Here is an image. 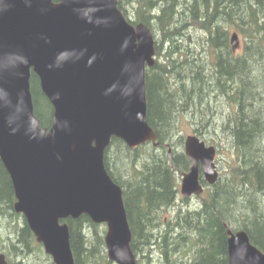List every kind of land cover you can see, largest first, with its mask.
Here are the masks:
<instances>
[{
  "label": "trees",
  "instance_id": "1",
  "mask_svg": "<svg viewBox=\"0 0 264 264\" xmlns=\"http://www.w3.org/2000/svg\"><path fill=\"white\" fill-rule=\"evenodd\" d=\"M118 7L156 38L145 84L157 140L133 148L113 136L105 151L106 168L123 189L138 264H229L228 227L246 230L264 252V0H118ZM233 32L241 50L233 49ZM30 83L35 114L50 127L53 105L34 72ZM185 114L200 117L191 132L207 144L218 146L205 136L213 130L232 147L228 168L194 203L179 202L180 178L191 165ZM15 202L0 158V251L13 264H54ZM61 222L69 225L76 264H116L103 223L87 214Z\"/></svg>",
  "mask_w": 264,
  "mask_h": 264
},
{
  "label": "water",
  "instance_id": "2",
  "mask_svg": "<svg viewBox=\"0 0 264 264\" xmlns=\"http://www.w3.org/2000/svg\"><path fill=\"white\" fill-rule=\"evenodd\" d=\"M231 42L240 46L237 33ZM155 54L151 29L130 23L118 0H0V158L15 210L55 264H76L69 226L60 220L82 214L106 224L111 260L138 264L123 189L104 157L113 136L133 148L157 140L145 84ZM32 72L54 108L50 127L34 111ZM185 152L192 165L181 193L199 196L201 171L210 184L219 177L216 148L189 135ZM228 235L229 264H264L246 230ZM0 264L12 263L0 253Z\"/></svg>",
  "mask_w": 264,
  "mask_h": 264
},
{
  "label": "rangeland",
  "instance_id": "3",
  "mask_svg": "<svg viewBox=\"0 0 264 264\" xmlns=\"http://www.w3.org/2000/svg\"><path fill=\"white\" fill-rule=\"evenodd\" d=\"M157 34H158V36H160L159 32ZM240 50H241V48H240ZM181 124H182V127L184 129V132H186L187 135L193 134V132H191L192 129L196 128V126L199 128L201 126L200 117H198V115H197V117H194V120H193V118L190 114H185V116H182V118H181ZM205 136L208 137V139L214 138L213 141L217 142V144H218V146L215 145L217 147V149L219 150L218 155L216 157V163L218 165L219 172L222 173L225 171V169L228 168V162L232 156V147H230V141L226 138V136L224 134H221L220 132H219V134H218V132L215 133V132H213V130H211L210 133L207 132V134ZM221 148H222V150H220ZM180 206H181V204L177 203L175 208L178 209ZM11 221H14V218L11 219ZM0 229H1V226H0ZM43 258H45V257H43Z\"/></svg>",
  "mask_w": 264,
  "mask_h": 264
},
{
  "label": "clouds",
  "instance_id": "4",
  "mask_svg": "<svg viewBox=\"0 0 264 264\" xmlns=\"http://www.w3.org/2000/svg\"><path fill=\"white\" fill-rule=\"evenodd\" d=\"M121 251H122V250H116V255H117V257H121Z\"/></svg>",
  "mask_w": 264,
  "mask_h": 264
},
{
  "label": "bare ground",
  "instance_id": "5",
  "mask_svg": "<svg viewBox=\"0 0 264 264\" xmlns=\"http://www.w3.org/2000/svg\"><path fill=\"white\" fill-rule=\"evenodd\" d=\"M216 163V162H215ZM216 166H217V168H218V165H217V163H216ZM218 172H219V169H218ZM220 173V172H219ZM232 227H228V229H227V233L229 232V229H231ZM232 231H236V230H234V229H231Z\"/></svg>",
  "mask_w": 264,
  "mask_h": 264
},
{
  "label": "flooded vegetation",
  "instance_id": "6",
  "mask_svg": "<svg viewBox=\"0 0 264 264\" xmlns=\"http://www.w3.org/2000/svg\"><path fill=\"white\" fill-rule=\"evenodd\" d=\"M193 198H194V197L191 196L188 200H189V201H192Z\"/></svg>",
  "mask_w": 264,
  "mask_h": 264
}]
</instances>
